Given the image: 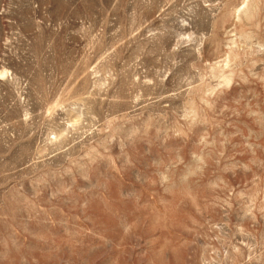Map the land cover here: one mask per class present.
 Wrapping results in <instances>:
<instances>
[{
  "label": "rangeland",
  "instance_id": "rangeland-1",
  "mask_svg": "<svg viewBox=\"0 0 264 264\" xmlns=\"http://www.w3.org/2000/svg\"><path fill=\"white\" fill-rule=\"evenodd\" d=\"M0 264H264V0H0Z\"/></svg>",
  "mask_w": 264,
  "mask_h": 264
}]
</instances>
